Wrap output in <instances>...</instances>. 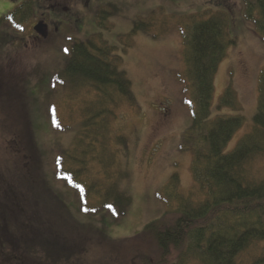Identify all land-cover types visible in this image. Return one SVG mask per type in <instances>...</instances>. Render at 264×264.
Instances as JSON below:
<instances>
[{
  "label": "rangeland",
  "instance_id": "1",
  "mask_svg": "<svg viewBox=\"0 0 264 264\" xmlns=\"http://www.w3.org/2000/svg\"><path fill=\"white\" fill-rule=\"evenodd\" d=\"M24 1L0 0V20ZM30 1L34 10L24 24L0 21V181L8 188L6 199L2 194L8 205L0 211V232L6 229L0 233V264H21V258L29 264H169L160 258L151 236L135 237L165 213L160 195L175 173L184 189L193 185L192 155L181 145L192 124L194 81L179 31L157 39L132 31L137 20L147 19L156 8L176 15L209 8L229 14L232 42L216 75L211 117L238 114L219 108L232 85L244 122L225 148L230 153L253 128L264 68V41L245 18L244 0ZM101 11L109 13L110 30L98 25ZM37 25L42 32L35 30ZM95 33H102L123 57L122 69L140 108L124 110L115 125L128 138L120 160L126 173L122 187L132 198L120 218L102 210L86 214L78 191L56 174L58 155L73 145L80 129L78 123L70 129L57 126L54 119L70 85L64 77L70 46ZM250 170L252 176L264 177V156Z\"/></svg>",
  "mask_w": 264,
  "mask_h": 264
},
{
  "label": "trees",
  "instance_id": "2",
  "mask_svg": "<svg viewBox=\"0 0 264 264\" xmlns=\"http://www.w3.org/2000/svg\"><path fill=\"white\" fill-rule=\"evenodd\" d=\"M33 10L32 2L24 1L2 20L20 26ZM244 15L264 41V0H244ZM108 16L101 11L98 18V25L106 30L112 27ZM228 24L229 14L224 10L176 15L156 8L147 19L137 20L132 31H143L154 39L179 31L188 47L194 81L192 124L181 145L183 152L192 155L193 185L184 189L175 173L160 195L165 213L135 237L151 236L160 258L169 264H264V177L256 178L250 170L253 161L264 156V68L253 128L232 152L225 153V148L244 122L232 85L226 88L219 108L230 107L238 114L211 117L216 75L232 42ZM70 51L64 69L70 85L57 103L54 119L57 126L70 129L78 123L80 129L73 145L58 155L57 178L78 191L86 214L102 210L120 218L132 198L122 187L126 173L120 160V148L127 147L128 138L115 131V125L124 110L140 111L132 81L122 69L123 57L102 33L75 41ZM7 189L0 181L2 212L8 205L2 199L3 193L7 198ZM56 242L63 244L59 238ZM256 247L258 251L251 254ZM20 263L29 264L22 258Z\"/></svg>",
  "mask_w": 264,
  "mask_h": 264
},
{
  "label": "water",
  "instance_id": "3",
  "mask_svg": "<svg viewBox=\"0 0 264 264\" xmlns=\"http://www.w3.org/2000/svg\"><path fill=\"white\" fill-rule=\"evenodd\" d=\"M35 30L38 31V32H42V25H37L35 27Z\"/></svg>",
  "mask_w": 264,
  "mask_h": 264
},
{
  "label": "snow or ice",
  "instance_id": "4",
  "mask_svg": "<svg viewBox=\"0 0 264 264\" xmlns=\"http://www.w3.org/2000/svg\"><path fill=\"white\" fill-rule=\"evenodd\" d=\"M17 27H19V25H17ZM64 51H65V52H67L68 50H67V49H65ZM109 207H111V206H109Z\"/></svg>",
  "mask_w": 264,
  "mask_h": 264
}]
</instances>
